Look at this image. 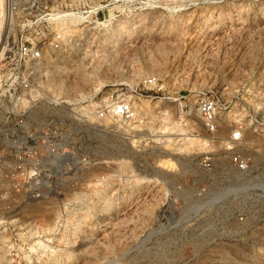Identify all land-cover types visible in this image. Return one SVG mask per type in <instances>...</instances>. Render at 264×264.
Segmentation results:
<instances>
[{
    "label": "rangeland",
    "instance_id": "1",
    "mask_svg": "<svg viewBox=\"0 0 264 264\" xmlns=\"http://www.w3.org/2000/svg\"><path fill=\"white\" fill-rule=\"evenodd\" d=\"M107 8L122 13L42 65L43 99L25 119L48 136L28 144L49 153L59 144L76 165L7 172L17 189L0 182V264H264V0ZM147 76L159 90L141 96ZM209 87L230 103L222 133L245 124L244 173L221 152L213 170L196 164L195 96ZM106 95L130 100L136 118H96ZM1 111L0 126L12 125ZM223 172L237 197L205 203L231 187ZM36 180L45 192L28 198Z\"/></svg>",
    "mask_w": 264,
    "mask_h": 264
},
{
    "label": "built area",
    "instance_id": "2",
    "mask_svg": "<svg viewBox=\"0 0 264 264\" xmlns=\"http://www.w3.org/2000/svg\"><path fill=\"white\" fill-rule=\"evenodd\" d=\"M122 1L2 0L0 108L2 119L12 122V125L0 126V139L4 140L3 144L0 143V182H6L8 190L12 188L16 192L17 180L11 175L8 177L7 172L38 171L57 169L61 165H76V157L59 144L52 145L51 153L47 150L41 152L36 146L29 145V140H34L39 135L48 136V133L41 131L36 134L37 132L30 129L25 118L43 99L44 61L56 53L78 46L86 32L107 27L122 13L118 10L108 13L107 7L111 3ZM145 90L152 93L159 90L154 76L144 77L141 81L139 94L144 96ZM195 97L203 129L201 138L204 141L202 151L196 156L197 166L203 170H213L218 166L217 155L221 152L227 157L233 171H248L249 157L239 149L244 141L245 124L238 120L228 132L222 133L223 113L229 110L230 103L223 99L222 92L213 87L198 91ZM51 101L57 104L55 100ZM94 114L98 119L120 118L128 121L137 116L130 100L113 98L111 95L99 100ZM253 122L258 123L256 119L251 120L252 124ZM20 139L25 140L23 145H18ZM43 155L45 157H42ZM235 181L232 173L223 172L220 184L231 187L225 186L222 191L224 196L218 200L237 197L238 188L234 187ZM26 183L25 193L28 198L40 197L45 192L38 180ZM212 199L213 197H208L205 203H212ZM3 213L0 211V214ZM240 219L242 218L239 217ZM3 223L0 220V225Z\"/></svg>",
    "mask_w": 264,
    "mask_h": 264
},
{
    "label": "bare ground",
    "instance_id": "3",
    "mask_svg": "<svg viewBox=\"0 0 264 264\" xmlns=\"http://www.w3.org/2000/svg\"><path fill=\"white\" fill-rule=\"evenodd\" d=\"M1 6H2V0H1V3H0V9H1ZM1 29H2V28H1V23H0V48H1V43H2V42H1V41H2V40H1V39H2V38H1ZM82 95H83V94H82ZM92 99H93V98H92ZM87 101H89V100H87ZM95 104H96V106H95V108H96L97 105H98V103L95 102ZM223 194H224V193L222 192L220 195H216V196H214L213 199L211 200L212 203L216 202V201L219 199V197H221V196L223 197V196H224ZM208 204H210V203H208Z\"/></svg>",
    "mask_w": 264,
    "mask_h": 264
}]
</instances>
